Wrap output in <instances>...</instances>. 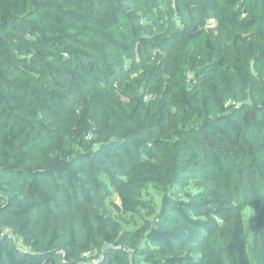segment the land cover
Listing matches in <instances>:
<instances>
[{
	"label": "trees",
	"instance_id": "obj_1",
	"mask_svg": "<svg viewBox=\"0 0 264 264\" xmlns=\"http://www.w3.org/2000/svg\"><path fill=\"white\" fill-rule=\"evenodd\" d=\"M175 4L178 21L125 0H0V264H264V0ZM242 88L260 104L236 108ZM121 177L142 226L94 207ZM191 178L212 188L169 196ZM226 194L254 208L253 233ZM64 204L91 211L80 234L52 225ZM198 232L201 257L181 256Z\"/></svg>",
	"mask_w": 264,
	"mask_h": 264
},
{
	"label": "rangeland",
	"instance_id": "obj_2",
	"mask_svg": "<svg viewBox=\"0 0 264 264\" xmlns=\"http://www.w3.org/2000/svg\"><path fill=\"white\" fill-rule=\"evenodd\" d=\"M125 2L126 9L131 13L132 16H143L144 13L148 11L152 12L153 10L156 13L163 10L167 15H170L173 20H179L175 0H153L149 1V3H147V0H125ZM99 22H102V15H100V13H96L95 21L93 22L95 30H99ZM209 23L213 25L215 22L211 20ZM85 33L90 34L91 32L86 31ZM243 51L245 53V49L241 50V48L228 46L226 53H228V57L234 61L237 52ZM260 102L261 98L257 89L250 90L242 88L234 99L233 104L236 108H240L243 106L259 105ZM88 103L87 101H84L83 107L85 105L87 106ZM80 110H82V108ZM49 157L50 159L55 160L51 154ZM153 161V158H147L145 156L139 167L143 168ZM123 179L124 178L121 177V180L115 183V186L112 187V190L109 192V194L96 199L94 204V207L98 208L106 218L110 228H121L123 225L133 228L135 225L142 226L145 222V220L141 217H135L131 214H126L123 212L121 198L126 195L124 192L126 183ZM211 188L212 184L209 181L203 178H191L178 185L174 191L170 192L169 196L174 199H184L187 194H195L202 190ZM144 200L153 208H155L157 215H159L162 209V196L155 190L151 189L147 194L144 195ZM227 200L228 205L231 208L229 220L233 221L240 219L244 225L251 230V233H253L255 227L254 208L249 207L245 210H242L241 204L236 202L233 197L227 195ZM62 209V213L56 212L51 215L52 225L59 230L73 228L78 234H80L83 230L84 220L88 218L90 219L91 217V211L85 209L75 210L73 205L69 206L67 204H64ZM145 219L154 223L156 221V215L152 218L145 217ZM204 234V232H198L196 234L197 240L194 243L180 246L179 254L192 259H198L201 257L202 251L200 245L204 242L202 239ZM18 245L22 249H28V246L24 245L21 241L18 242Z\"/></svg>",
	"mask_w": 264,
	"mask_h": 264
}]
</instances>
